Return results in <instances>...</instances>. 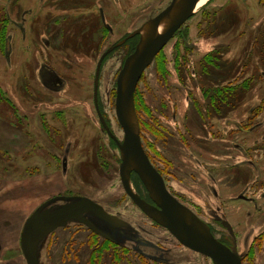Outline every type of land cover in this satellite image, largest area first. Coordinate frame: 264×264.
<instances>
[{"label": "rangeland", "instance_id": "1", "mask_svg": "<svg viewBox=\"0 0 264 264\" xmlns=\"http://www.w3.org/2000/svg\"><path fill=\"white\" fill-rule=\"evenodd\" d=\"M169 2L0 0V229L8 230L3 236L12 238L11 228H5L10 221L16 232V240L5 242L0 251L3 260L27 263L17 243L18 232L45 201L53 200L52 206L58 208L70 192L101 204L109 196H125L119 175L123 153L102 131L98 114L107 131L112 129L114 137L123 140L116 115L117 77L130 48L123 37L143 16L145 24L148 15ZM121 42L101 64L96 83L99 60ZM50 72L64 85L51 83ZM206 99L210 108L219 107L210 111L213 118L207 121L215 131L203 156L208 163L209 174H203L207 185L199 186L195 173H184L175 183L170 175L179 170L171 164L169 152L162 155L170 163L157 162L162 155L149 144L154 135L148 123L157 121L160 105L167 117L177 114L176 134L184 130V136L189 135V129L181 127L190 121L191 135H203L195 123L201 127L205 122L200 117L205 116L201 109ZM138 101V131H143L151 156L159 153L160 159L154 161L161 169L164 166L163 172L188 202L187 211L207 226L214 239L236 234L245 264H264V0H209L146 71ZM169 105L174 112L165 110ZM213 189L219 192L216 199ZM206 200L220 209L212 212L225 218L222 226L214 225V232L205 220H210L211 212ZM75 224L72 220L67 225ZM65 231L58 229L41 241L38 252L43 264H72V245L63 255L57 239ZM88 233L81 232L87 242ZM191 261L213 264L197 253L191 254Z\"/></svg>", "mask_w": 264, "mask_h": 264}, {"label": "flooded vegetation", "instance_id": "2", "mask_svg": "<svg viewBox=\"0 0 264 264\" xmlns=\"http://www.w3.org/2000/svg\"><path fill=\"white\" fill-rule=\"evenodd\" d=\"M171 2H172V0H170V2L164 8L159 10L157 13L152 14L151 16L148 15V18L149 17L152 18V17L156 16L158 13H160L162 10H164ZM100 17H101L103 24L106 25L107 24L106 23V17L104 15V12L102 9L100 10ZM131 18H135V16H131ZM190 19H192V18H190ZM142 20L143 21H141V23L138 24V26L136 27L137 29L134 28L132 31H128L126 33V35L123 37V39L124 38L127 39V42H129V45H130V48L125 53L124 62H125L126 58L131 53H133L135 51L136 46L140 41V38H141L140 33H137L132 37H129V36L131 34H133L135 31H137L138 29H140V26L144 24V16H143ZM184 25L178 31H181L182 28L184 27ZM107 28L110 31V27L108 26ZM178 31L176 32L175 36L177 35ZM123 39L121 38V40H123ZM168 44L157 55L154 62L146 69V71L155 63L156 59L159 56L163 55V52H164L165 48L168 46ZM120 46H121V44H118V45L115 44L112 47L115 50L117 48L119 49ZM109 53L105 56V58L109 55ZM105 58L103 59V61L105 60ZM124 62L122 64V67L124 65ZM146 71L144 72L142 78L140 79L136 93H135L138 96H139V92H140V84H141L142 80L144 79V75H145ZM49 80L51 83L57 84L58 86L64 85V83L61 81V78L56 76L54 72H50ZM163 84L165 85V83H163ZM167 90H168L167 88L164 89V91H166L165 95L170 96L171 93H170V91L167 93ZM116 97H117V90H116ZM185 100L187 102V98H185ZM206 100L204 102L206 106L205 107L202 106V109H201V112H202L203 108L205 109L206 113H204V114L206 117L205 116H204V118L200 117V120H203L205 122L203 123V125L201 127H199L197 125V122L195 123L203 135H200V134L195 135V136L191 135V132L194 131V129H193L194 126L190 121H189L188 125H183V127H181L183 129H185V132H187V129H189V131H188L189 135L184 136V130H179L178 131L179 133L176 134L175 131H177V129L173 126H175L177 124V122H176L177 114L174 113V115L171 116L170 118H169V115L167 117L166 115H164L162 113V109L158 107L160 105L157 106L156 114H155V116H157L158 122L152 121L153 125H151L150 123L144 121V126H145V124L148 123L149 124L148 126H150L149 129H150L151 135H154L153 138L151 139L152 142L149 144L151 146L155 147V151H158L161 155L165 151L169 152L170 156L173 158V161L171 162V164L176 165L177 169L180 171L179 172V171L175 170L173 172V174L170 175L175 183L177 182L178 177L184 176V173L188 174L189 176L190 175L192 176V174L195 173V174H197V176L195 178L198 182V185L201 187H203V185H207L206 183L208 181L204 180L203 174H209L208 169L206 168V164H208V163L205 160H203V156L205 154H208V150H209L208 142H210V135H215L214 129L209 128V124L207 121H209L210 119L213 118V114H211L210 111L213 113V112L219 110V107L217 106L216 109L214 107L210 108L208 105V100L207 101ZM95 106H96V104H95ZM139 106H141V103H139V101H138V105L136 106V110H137V107H139ZM96 107H98V105ZM173 107L174 106L169 105V106H167V108L165 110H167L168 112H170V111L174 112ZM207 116H209L211 118H209ZM98 117H99V121L102 125V131L106 132L111 139H114V141L117 143V145L119 147V142L120 143L123 142L124 138H123V140H119L117 137L115 138L114 137L115 135H114L112 129H111V133H112L111 134L103 126V123H102L103 120L101 121V117L99 116V114H98ZM216 119L219 121L218 118H216ZM141 122H143V121L141 120ZM166 122L169 125L165 124ZM221 124H222V121H221ZM221 124H220V126H221ZM223 124H224V121H223ZM222 127H223V125L221 127H219V129H221ZM174 129H176V130L174 131ZM197 132L198 131L196 130V133ZM140 135H141V140H142V145L144 147V150L146 151V153H147L151 163L153 164V166L156 168V170L162 176L169 193L174 198H176L181 204H183L185 206V204H187L188 202L183 200L182 196H180L178 194V191L175 189V186H174V183L172 182V180L168 179V176H166V174L163 172L164 166H163V169H161V167L154 161V158H157L158 160L160 159V158H158L159 153L157 152L156 157L153 158L151 156L150 152L148 151L149 148L145 142V137L143 136V131L140 132ZM159 139H162L161 143H163L164 146L161 145ZM197 139L202 140V141H199ZM197 150H199L201 152L198 153ZM193 153H195V155ZM186 160H187V163H185ZM162 161L163 162L169 161V159L163 158V155H162V160L160 159L157 162L159 164L160 163L162 164ZM120 163H122V161ZM169 163H170V161H169ZM180 163L183 165H179ZM211 165H213V164H211ZM63 166H67V162L64 163ZM120 166H121V164H120ZM183 167H188V168H190L191 171H187V170L183 169ZM202 167L204 168L203 170H201V171L198 170L199 168H202ZM65 169H66V167H65ZM119 175H120V168H119ZM132 179H133V182L135 185L134 191H136L137 195L147 204L158 207V203L153 198L150 191L148 190V188L146 187V185L144 184V182L142 181V179L140 178V176L136 172L132 173ZM120 181H121L122 187L126 193L125 196L124 195L109 196V198L104 202L105 204L95 202V200L92 198L90 199L88 197H84V198H88V199L92 200L97 205L102 207L104 212L111 217L110 220L104 219V218L100 217V215H98L94 212H90L86 216L90 220V222H92L91 224H93L94 228H91V227L87 226L86 224H84L80 221H75L76 224L73 225L72 227H70L66 224L68 227H65V225H64V226H60V227L56 228L54 231H52V233H53L58 229L66 230L62 236L58 235L57 239L60 241V243H62L63 255H66V246H68L69 244L72 245V247H73L72 258H71L72 264H192V261H191V254L192 253L200 254V255L204 256L205 258L210 259L212 261V263L215 264L210 257H208V256H206L200 252H196V251L192 250L191 248L182 244L172 234V232L166 226H164L161 222H159L156 219L149 217L148 216L149 214L146 211H143V209L135 202V200L126 192V190L123 186L122 180H121V176H120ZM61 192H63V191H61ZM201 193H203V192H201ZM211 193H212V191H211ZM64 195H65V193H64ZM6 196H8V195L6 194ZM67 197L77 199V198H82L83 195H79L77 193H71L70 192L67 195ZM213 197H215V199L219 197V192L216 191V189H213ZM49 201H51V200H47V202H49ZM47 202L45 201L39 207H41L43 204H45ZM65 203L66 202H64L63 204H65ZM204 204L207 207V210L211 211L209 214L210 220L209 219H205V220H206V222H208L207 224H209L208 226L210 227V230L212 232H214V229H215L214 225L218 224L219 226H222L223 222L225 221V218L223 217V215H220V213L217 214L216 212H212V209L213 210L218 209V211L220 212V209L218 206H213L211 203L208 202V200H206L204 202ZM52 205L53 204H50L49 208H52V210L56 209V207H53ZM132 206H133V208H135V210L134 209L129 210V208H131ZM37 209L35 211H37ZM35 211H33V213ZM33 213H31L29 215V217ZM10 216L16 217V214H13ZM4 217H6V216H4ZM199 217L201 219H203V217H201L200 215H199ZM27 220H28V218H27ZM26 221H25V223H26ZM25 223H24V226H25ZM5 224H6L5 228H11V229H9V233H11L13 235L12 238L14 240H16L14 238V235L16 234V232L14 231L15 226L12 227L13 224L10 221H6ZM24 226L21 229V231L18 232L19 236H18V240H17L18 242L17 243L20 247H21V235H22ZM1 229H0V237H2L3 234L8 233V230H6V232L4 233L3 230H1ZM86 230L89 232L88 233L89 242L83 240L84 236L81 234V232H87ZM67 231H70L71 234ZM234 233H235V231H234ZM70 236L74 241L70 242ZM3 237H2L3 241H0V251H2L3 248L6 246V244H4L5 242H8L10 240L12 241V238H10V235L6 236V237L3 236ZM237 237L238 236H236V234L229 235V236H227L225 234L224 238L218 237V241L220 240L221 243H224L229 248L233 249L236 247L239 255L242 258V264H245V261L243 258L244 256H242V252L240 250V244H239V241L237 240ZM248 241L249 240L247 239V242ZM2 243L4 244V246ZM52 245H53V242H51L50 248L52 247ZM85 245L87 247H84ZM12 249H14V247ZM21 250H22V247H21ZM1 254H2V252H1ZM1 254H0V264H12V262H13L12 259L3 260L2 259L3 256ZM23 255H24V253H23ZM39 260H40V258H39ZM62 261H64V259H62ZM40 263L43 264L41 261H40ZM63 263L61 262L60 264H63Z\"/></svg>", "mask_w": 264, "mask_h": 264}, {"label": "water", "instance_id": "3", "mask_svg": "<svg viewBox=\"0 0 264 264\" xmlns=\"http://www.w3.org/2000/svg\"><path fill=\"white\" fill-rule=\"evenodd\" d=\"M200 1L172 0L164 10L129 36L141 34L135 51L126 58L117 77L116 115L124 131V140L119 142L123 153L120 176L126 192L143 211L166 226L182 244L210 257L215 264H242L236 247L229 248L214 239L208 228L206 233H201L190 224L188 216L196 222H202L169 193L162 176L144 150L136 124L135 93L140 79L176 32L197 13ZM164 23L166 25L161 29ZM112 49L113 47L104 53L98 63L96 83L103 59ZM131 172H136L140 176L151 195L156 197L158 207L147 204L137 195L130 183ZM65 200V204L53 210L49 208L53 200L43 204L26 221L21 235V247L27 264H41L38 252L41 241L56 228L72 220L94 228L86 216L90 212L107 220L111 218L102 207L88 198L68 197Z\"/></svg>", "mask_w": 264, "mask_h": 264}, {"label": "bare ground", "instance_id": "4", "mask_svg": "<svg viewBox=\"0 0 264 264\" xmlns=\"http://www.w3.org/2000/svg\"><path fill=\"white\" fill-rule=\"evenodd\" d=\"M209 0H201L199 5H198V9L197 11L202 8L204 5H206V3L208 2ZM166 23H164L161 27V29H163L165 27ZM154 197V195H153ZM154 199H156V197H154ZM158 219L160 220V218L158 217ZM188 221L190 222V224L192 226H194V228H196L199 232L201 233H206L207 232V227L204 226L203 224L199 223V222H196L194 221V219H191L190 216H188Z\"/></svg>", "mask_w": 264, "mask_h": 264}, {"label": "trees", "instance_id": "5", "mask_svg": "<svg viewBox=\"0 0 264 264\" xmlns=\"http://www.w3.org/2000/svg\"><path fill=\"white\" fill-rule=\"evenodd\" d=\"M3 40V39H2ZM5 44V43H4ZM4 44H2V47L4 48ZM135 103H136V106L138 105V95L135 94Z\"/></svg>", "mask_w": 264, "mask_h": 264}]
</instances>
